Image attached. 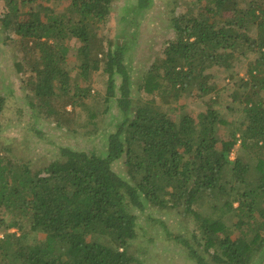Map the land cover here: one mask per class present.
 I'll return each instance as SVG.
<instances>
[{
    "label": "trees",
    "instance_id": "1",
    "mask_svg": "<svg viewBox=\"0 0 264 264\" xmlns=\"http://www.w3.org/2000/svg\"><path fill=\"white\" fill-rule=\"evenodd\" d=\"M114 1L0 0V27L16 44L14 64L31 103L42 101L60 130L78 133L84 125L88 136L96 134L100 113L114 105L120 113L116 127L102 133L100 152L59 146L53 160L36 167L11 146L0 150V264H143L144 249L133 250L147 228L141 218L162 225L195 264H262L264 0L187 2L172 16L174 37L137 82L150 95L145 99L132 88L137 14L122 13L113 38L101 32ZM152 5L138 0L134 7L139 14ZM72 39L76 76L68 66ZM252 53L249 78L232 93L242 106L236 124L221 113L211 70H231ZM100 69L107 74L102 111L91 104L90 74ZM184 96L205 107L178 111ZM58 99L71 110L57 109ZM6 102L0 91V118ZM81 113L86 120L79 122ZM121 158L124 176L113 166ZM149 206L178 211L196 229L174 234Z\"/></svg>",
    "mask_w": 264,
    "mask_h": 264
},
{
    "label": "rangeland",
    "instance_id": "2",
    "mask_svg": "<svg viewBox=\"0 0 264 264\" xmlns=\"http://www.w3.org/2000/svg\"><path fill=\"white\" fill-rule=\"evenodd\" d=\"M190 0H153V5L145 13L138 14L134 7L138 0H115L113 3L112 14L108 18L101 29L102 35L113 38L116 32L120 31V16L124 12L129 18L137 14L139 39L131 51L132 54V78L134 81L133 93L140 99L149 98L144 92L138 91L137 82L142 81V76L151 64L162 56V49L165 40L174 37V31L171 25V19L174 14L184 11L186 3ZM67 1L62 3V8L67 6ZM135 30H130V34ZM4 32L0 27V91L5 93L7 102L5 110L0 118V150L5 146H11L12 152L19 158L33 159L34 165L37 167L47 165L58 154L59 146H71L87 151L100 152L102 149V133L107 132L116 127L120 120L118 107L114 105L113 109L106 113H100L99 127L96 134L90 135L85 133L84 125L79 127L78 133L68 129L60 130L57 127L56 121L49 118L46 113L42 112L41 102L31 103L30 100L34 97L30 96L27 85L23 76L19 77V73L15 67V59L17 56V47L14 41L4 39ZM71 54L69 55V70L73 76L77 75L79 70H76L77 63L76 52L78 43L75 39L70 41ZM257 54L252 53L249 57L236 62L234 68L226 70L220 67L212 68L211 72L213 80L218 84L221 90V97L218 101L221 113L225 115L229 121L239 124V118L242 115V106L234 102L232 93L237 84L243 79L249 78V68L252 60H255ZM74 68V69H73ZM91 82L93 85L92 93L94 99L92 105L98 106L102 111L105 108L106 102L104 96L107 89V74L102 70L91 72ZM121 80V79H119ZM138 92V93H137ZM142 95V96H141ZM160 102V98L157 97ZM70 102V101H69ZM57 109L62 113L65 110H71L72 105L66 100L54 102ZM178 104L184 106L175 107L178 111H198L204 108V104L200 100H192L186 96L178 101ZM170 105H164L168 108ZM172 106H176L172 103ZM183 109V110H182ZM195 109V110H194ZM71 113V112H70ZM174 114V113H173ZM195 114V113H193ZM175 115V114H174ZM67 116L72 117L71 114ZM79 122L86 120L82 113L78 116ZM230 128H222L221 138H227L226 132ZM93 137V138H92ZM238 146L233 150L232 159L237 155ZM114 169L121 175H126V167L124 159L117 160L114 164ZM149 212L154 213V216L165 220L171 232L174 234L190 235L196 229L192 218L181 215L175 210H166L149 206ZM135 212L140 214L141 211L135 208ZM143 226H146L145 232L141 233L140 238L133 246V250L144 249L140 255V260L143 264H195L191 261L182 247L169 239L165 229L160 224L149 225L139 219ZM16 229H11L15 231ZM264 264V260L262 262Z\"/></svg>",
    "mask_w": 264,
    "mask_h": 264
}]
</instances>
